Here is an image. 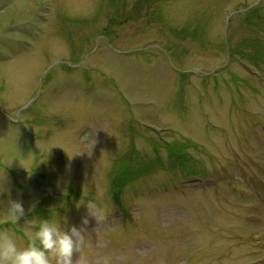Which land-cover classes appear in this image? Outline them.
Returning <instances> with one entry per match:
<instances>
[{"label":"rangeland","instance_id":"rangeland-1","mask_svg":"<svg viewBox=\"0 0 264 264\" xmlns=\"http://www.w3.org/2000/svg\"><path fill=\"white\" fill-rule=\"evenodd\" d=\"M0 170L21 246L87 217L73 264H264V0H0Z\"/></svg>","mask_w":264,"mask_h":264},{"label":"clouds","instance_id":"clouds-1","mask_svg":"<svg viewBox=\"0 0 264 264\" xmlns=\"http://www.w3.org/2000/svg\"><path fill=\"white\" fill-rule=\"evenodd\" d=\"M6 168V167H5ZM3 173L0 170V181ZM0 191H3L0 188ZM86 205L88 216L96 223L103 222L108 209L90 201ZM5 220L10 224H18L25 216V209L19 200L9 199L6 207L0 209ZM89 223L87 217L82 218L81 225L65 226L63 218H40L38 227L34 229L32 240L25 245L18 244L14 235L7 228L0 229V264H73V254L82 251L88 232L84 227Z\"/></svg>","mask_w":264,"mask_h":264}]
</instances>
